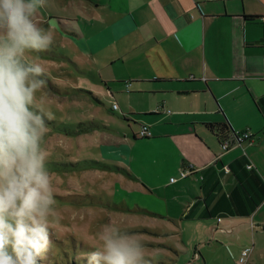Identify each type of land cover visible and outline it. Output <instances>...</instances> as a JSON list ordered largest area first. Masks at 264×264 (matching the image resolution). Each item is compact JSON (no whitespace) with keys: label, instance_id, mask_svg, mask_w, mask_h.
Segmentation results:
<instances>
[{"label":"crops","instance_id":"1","mask_svg":"<svg viewBox=\"0 0 264 264\" xmlns=\"http://www.w3.org/2000/svg\"><path fill=\"white\" fill-rule=\"evenodd\" d=\"M49 1L60 14L40 22L55 21L72 44L93 75V96L109 97L113 87L129 93L130 108L111 104V112L129 127L135 117L140 130L121 137L102 131V147L131 180V198L173 225L168 235L181 237L174 255L185 264H240L252 249L246 264L263 263L264 0ZM226 121L235 132L251 131L254 144L224 151L206 124ZM144 126L152 138L138 137ZM150 159L165 163L162 186L159 170L147 171ZM188 166L198 172L180 179Z\"/></svg>","mask_w":264,"mask_h":264},{"label":"rangeland","instance_id":"2","mask_svg":"<svg viewBox=\"0 0 264 264\" xmlns=\"http://www.w3.org/2000/svg\"><path fill=\"white\" fill-rule=\"evenodd\" d=\"M50 4L49 0H45L44 6L36 16L40 26L45 27L40 18L44 19L51 12L60 14ZM71 45L54 29V44L47 50L29 54L28 59L39 58L44 68L43 79L47 82L42 92L37 93V102L41 103L40 98L43 97L42 106L51 113V119L47 121L56 122L57 127L66 124L67 127L74 128L80 123H93L106 127V130L100 128L99 132L88 133L90 135L69 136L53 133L52 126L47 124V163L54 174L60 223L52 230L51 239L54 246L51 243L40 264H54L57 258L59 264H72L74 261L84 264L82 262L86 260L82 259L92 250L90 245L97 243L94 234L109 222L122 231L140 234L146 248L145 256L150 264H185L173 253V250H177L176 240L181 237L168 235L171 230L174 232V228L166 219V215L153 214L154 211L144 207L142 199L131 198L134 190L128 175L116 168L121 165L113 159V154L112 158L104 154V136L101 133L105 131L107 134L121 137L126 134L131 136L132 132L140 130L137 125H132L136 122L135 117L128 119L131 121L129 127L120 112H111L112 101H116L121 107H129L124 98L129 94L128 91L121 94L117 92L118 89L114 90L117 87H110L113 92L109 93H114L113 97L93 96L92 86L96 85H92L93 75L86 69L84 62L76 58ZM39 55L54 56L55 59H42ZM96 99L103 105H99ZM137 105L138 103H134V106ZM135 109L137 108H131L129 112L124 111V114L130 117L129 113H134ZM137 145L138 150L145 153L146 150L142 146L144 143ZM127 152L130 153L128 157L137 156L135 150ZM95 162L106 163L111 168L98 166ZM147 166L149 173L154 168L159 170L156 184L162 186L168 177L164 161L160 160L153 165L150 159ZM142 178L149 184H153L155 180L152 177ZM261 264H264V261Z\"/></svg>","mask_w":264,"mask_h":264},{"label":"clouds","instance_id":"3","mask_svg":"<svg viewBox=\"0 0 264 264\" xmlns=\"http://www.w3.org/2000/svg\"><path fill=\"white\" fill-rule=\"evenodd\" d=\"M45 0H0V264H40L59 226L48 166L47 112L37 102L46 85L39 58L54 44L55 21H36ZM87 264H150L138 233L112 223L94 234Z\"/></svg>","mask_w":264,"mask_h":264},{"label":"trees","instance_id":"4","mask_svg":"<svg viewBox=\"0 0 264 264\" xmlns=\"http://www.w3.org/2000/svg\"><path fill=\"white\" fill-rule=\"evenodd\" d=\"M40 56V55H39ZM52 57V56H51ZM54 57V56H53ZM129 87V86H128ZM91 94V93H90ZM110 97H113V94L111 93V95L109 94ZM97 103L99 105H103V103H101L98 99H96ZM117 104L116 101H112V109L114 110L113 108V105L114 104ZM118 105V104H117ZM119 109V107H118ZM46 123L48 125H51L52 128L54 130H51L53 131V133H64L66 135H69V136H77L79 134H88V133H91V132H94V131H99L100 128H102L103 130H106V127H103V126H97L93 123H90V124H84V123H80L78 124L76 127L74 128H69L67 127L66 124L62 125L63 127L59 126L57 127L56 125V122L54 121H46ZM59 124V123H58ZM67 128H66V127ZM206 128L211 131L213 134H215L219 140H220V143H221V147L227 143L230 148L233 147V146H236V143H237V138H238V134L239 132H235L233 129H232V126L229 124V122H223V123H219V124H206ZM139 137V136H138ZM142 139V138H140ZM143 139H150V138H143ZM229 148V149H230ZM228 149V150H229ZM96 165L98 166H101V167H107V168H111L110 165L106 164V163H98V162H95ZM250 165V164H249ZM189 167V166H188ZM117 169L119 170H123L125 171L124 169H121L120 167H116ZM187 168V167H186ZM185 169V168H183ZM195 169V168H194ZM85 170V169H84ZM87 170V169H86ZM196 170V169H195ZM198 171H196L197 173ZM193 175V174H192ZM180 176V175H179ZM191 176V175H190ZM189 177V176H188ZM53 245V243H52ZM54 246V245H53ZM82 260H85V259H82ZM81 260V261H82ZM42 261H40L41 263ZM81 263V262H80ZM76 261L72 262V264H80ZM84 264H87V262H82ZM54 264H59L58 263V258L55 259L54 261Z\"/></svg>","mask_w":264,"mask_h":264},{"label":"built area","instance_id":"5","mask_svg":"<svg viewBox=\"0 0 264 264\" xmlns=\"http://www.w3.org/2000/svg\"><path fill=\"white\" fill-rule=\"evenodd\" d=\"M128 86H130V85H128ZM113 108H114V110H118V105L115 103L113 105ZM138 136H139V138H142V139L143 138H152V133H151V131H150V129L148 127L144 126V127H142V129L139 132ZM247 142L249 144H254V142H255V135L251 131H249V130L244 131V132H239L236 145L242 146V145H244ZM229 148H230V146L227 143H225L222 146V149L224 151H227ZM248 169H253V165L252 164L248 165ZM196 171L197 170H195L194 167H191V166L190 167H187L185 169H181L180 170V179H185L188 176L196 173ZM226 172H229V169L228 168L226 169ZM176 181H177L176 178H172L171 179V183H175ZM251 251H252V249H245L242 252V256H241V259H240V264H246L247 259H248V257L251 254Z\"/></svg>","mask_w":264,"mask_h":264},{"label":"water","instance_id":"6","mask_svg":"<svg viewBox=\"0 0 264 264\" xmlns=\"http://www.w3.org/2000/svg\"><path fill=\"white\" fill-rule=\"evenodd\" d=\"M220 166H222V165L220 164Z\"/></svg>","mask_w":264,"mask_h":264}]
</instances>
